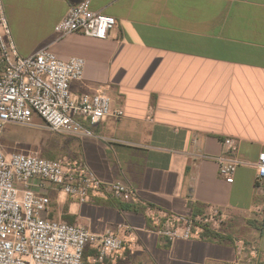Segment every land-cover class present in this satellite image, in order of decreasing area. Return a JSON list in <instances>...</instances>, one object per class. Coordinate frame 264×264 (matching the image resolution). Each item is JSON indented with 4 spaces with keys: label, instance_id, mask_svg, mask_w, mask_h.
I'll use <instances>...</instances> for the list:
<instances>
[{
    "label": "crops",
    "instance_id": "crops-1",
    "mask_svg": "<svg viewBox=\"0 0 264 264\" xmlns=\"http://www.w3.org/2000/svg\"><path fill=\"white\" fill-rule=\"evenodd\" d=\"M2 1L19 55L48 47L60 59H84L71 91L103 89L111 114L94 127L105 139L72 138L70 154L102 181L127 183L140 200L79 203L48 187L56 202L49 216L96 234L133 225L135 246L126 243L106 264L229 263L235 238L256 248L251 264H264V218L257 215L264 192L254 168L239 166L227 183L212 158L226 151L227 137L237 140L242 159L264 151V0H90L116 19L105 39L58 37L55 26L82 0ZM33 122L43 123L37 115ZM144 205L182 214L215 205L228 218L207 239L168 241ZM93 252L86 247L85 256Z\"/></svg>",
    "mask_w": 264,
    "mask_h": 264
},
{
    "label": "built area",
    "instance_id": "built-area-1",
    "mask_svg": "<svg viewBox=\"0 0 264 264\" xmlns=\"http://www.w3.org/2000/svg\"><path fill=\"white\" fill-rule=\"evenodd\" d=\"M116 19L90 7L82 0L68 9L55 26L58 37L71 33L105 39ZM0 264H106L114 263L132 239L108 228L96 234L81 224L50 217L48 187L67 197L87 203L94 197L140 202L136 190L121 180L102 181L81 158H47L36 151H10L1 148L6 124H43L58 134L76 138L96 137L94 127L111 114V99L99 88L74 94L70 83L83 78L84 59L58 58L48 47L29 56L19 55L13 40L3 1L0 0ZM115 115H122L117 110ZM225 152L213 158L218 176L234 181L237 168L250 165L255 184L264 192V151L254 161L235 155V138L223 140ZM145 216L154 231L168 241L204 240L207 231L219 232L228 216L225 210L210 205L201 212L182 214L144 205ZM264 218V206L257 209ZM235 259L219 264H251L256 248L241 238L233 239ZM86 247L94 252L85 256Z\"/></svg>",
    "mask_w": 264,
    "mask_h": 264
},
{
    "label": "rangeland",
    "instance_id": "rangeland-1",
    "mask_svg": "<svg viewBox=\"0 0 264 264\" xmlns=\"http://www.w3.org/2000/svg\"><path fill=\"white\" fill-rule=\"evenodd\" d=\"M72 138L75 137L58 134L49 130L43 123L37 127L9 123L4 127L1 134V148L4 151H36L47 158H58L64 155L73 158L70 154L74 153L72 151ZM51 199L50 208L52 211H56L55 197L52 196ZM106 200L111 201V199ZM109 228L117 232L121 230L120 236L132 239L131 246H135L137 240L134 235L133 225L121 222Z\"/></svg>",
    "mask_w": 264,
    "mask_h": 264
}]
</instances>
